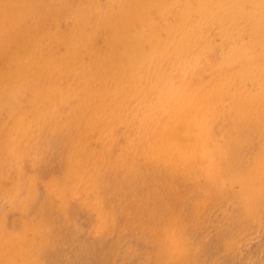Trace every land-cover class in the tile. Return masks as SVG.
Here are the masks:
<instances>
[{
	"label": "rangeland",
	"instance_id": "obj_1",
	"mask_svg": "<svg viewBox=\"0 0 264 264\" xmlns=\"http://www.w3.org/2000/svg\"><path fill=\"white\" fill-rule=\"evenodd\" d=\"M224 35L232 48L242 46L255 56L258 68L264 67L259 37L245 26ZM233 57L230 53L221 59L231 66ZM155 65L161 70L165 63ZM184 65L194 63L187 57ZM65 66L55 75L31 80L45 89L38 99L36 94L28 97L47 101L49 113L44 123L33 121L31 134L13 149L6 148L8 161L0 167L7 181L0 186V264L15 263L18 248L31 255L26 254L31 264H264V121L251 128L246 123L252 115L264 118V74L218 96L209 90L205 96L194 76L161 85L150 94L148 110L127 122L138 135L114 140L118 157L109 153L108 137L88 146L76 138L85 132L80 124L98 102L106 101L108 107L120 102L121 96L108 91L97 96L93 89L95 84L108 88L112 77L92 65ZM214 69L215 74L222 70ZM146 74L151 76L150 66ZM9 99L4 96V105ZM60 100L71 108L68 112L61 110ZM195 101L204 102L192 109L196 120L211 122L208 145L214 153L209 163L202 162L185 176L180 163L164 150L153 152L147 141L160 127L158 118L172 119ZM129 142L132 150L127 149ZM75 148L79 150L73 152ZM125 165L138 170L139 178L122 177L119 183L116 174ZM159 169L165 181L152 192V176L156 178ZM216 181L221 187L215 190ZM118 184L132 191L115 195ZM170 193L184 199L175 218L166 201ZM161 212L168 216H156ZM32 238L41 242L35 244Z\"/></svg>",
	"mask_w": 264,
	"mask_h": 264
},
{
	"label": "bare ground",
	"instance_id": "obj_2",
	"mask_svg": "<svg viewBox=\"0 0 264 264\" xmlns=\"http://www.w3.org/2000/svg\"><path fill=\"white\" fill-rule=\"evenodd\" d=\"M242 26L264 42V0H0V167L8 161L4 157L6 148L13 149L25 134H31L30 124L44 123L49 113L47 101L35 102L28 97V93L36 94L38 99L45 89L32 85V79L55 75L69 64L76 68L92 65L108 72L112 84L108 88L106 84H95L93 89L97 96L108 91L121 96V100L111 107L106 101L98 102L80 124L85 132L76 138L88 146L100 144L108 137L109 153L118 156L114 140L138 135L127 122L148 110L150 94L161 85L171 86L178 78L194 76L201 81L205 96L208 90L218 96L264 74V67L259 66L260 69L253 63L254 55L245 48L241 50L242 46L232 48L224 39V34ZM230 53L234 57L228 66L221 58ZM187 57L193 66L184 65ZM157 62L165 63L161 70L153 68L158 66ZM149 66L151 76L146 74ZM218 66L222 70L215 74L214 68ZM98 81L102 79L99 77ZM30 86L35 93L30 91ZM56 86L60 84L56 82ZM7 94L10 99L4 105L2 99ZM91 100L92 97H86L87 102ZM25 102L28 106H24ZM60 102L62 111L71 109L65 106L64 100ZM201 102L195 101L183 108L172 119L170 116L158 118L160 127L149 134L147 141L150 150L155 153L164 150L173 161L180 163L186 169L185 176L202 162L209 163L214 153L208 145L211 122L194 117L192 108ZM261 121L264 118L258 115L246 119L249 128L261 126ZM126 145L128 150L133 149L132 143ZM78 150L75 148L73 152ZM149 157L152 163H157V158L150 154ZM121 169L115 178L119 183L122 177L131 181L140 176L138 170L126 165ZM157 173L156 178L152 176V192L165 181V172L159 169ZM6 185L5 177L1 176L0 186ZM215 185V190L221 187L217 181ZM192 187L193 184L187 190L190 192ZM115 188V195L132 191L122 184ZM158 196L161 194L157 193ZM182 197L180 193L168 195L166 201L173 211L170 217L175 218L174 213L182 209ZM164 213L156 216L167 217ZM32 239L35 244L41 242L38 238ZM23 251L26 249L15 251L17 260L13 264H31Z\"/></svg>",
	"mask_w": 264,
	"mask_h": 264
}]
</instances>
